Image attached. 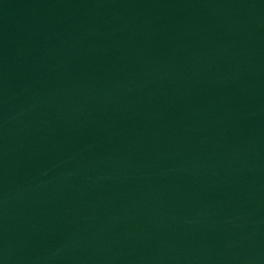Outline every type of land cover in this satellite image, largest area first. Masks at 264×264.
Masks as SVG:
<instances>
[{"label": "water", "instance_id": "obj_1", "mask_svg": "<svg viewBox=\"0 0 264 264\" xmlns=\"http://www.w3.org/2000/svg\"><path fill=\"white\" fill-rule=\"evenodd\" d=\"M0 264H264V0H0Z\"/></svg>", "mask_w": 264, "mask_h": 264}]
</instances>
